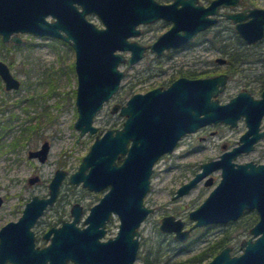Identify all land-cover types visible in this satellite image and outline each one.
Returning <instances> with one entry per match:
<instances>
[{
  "label": "flooded vegetation",
  "instance_id": "flooded-vegetation-1",
  "mask_svg": "<svg viewBox=\"0 0 264 264\" xmlns=\"http://www.w3.org/2000/svg\"><path fill=\"white\" fill-rule=\"evenodd\" d=\"M156 1L159 3H171L173 0ZM211 1L212 0H196L195 3L207 7ZM73 4L77 11L82 10L80 3L74 2ZM254 8L261 10H259V12L250 11V9ZM239 12H243L245 15L237 20L226 15ZM75 14L77 15V13ZM263 15L264 5H256L250 0H237L236 3L228 4L220 3L215 12L208 11L205 13V17L209 19L214 18V20L208 22L204 27L197 29L187 41L176 46L163 48L159 53H157L156 50H152L150 45L161 33L171 27L172 21L157 18L148 23L135 24V28H137L139 32L136 35L128 36L126 39L128 41H136L145 46L142 56L131 63L128 67L127 62H118L116 66L117 69L123 71L122 76L119 79L118 87L108 99L102 102L101 107L92 115L91 125L95 127V130L93 132L86 130L82 134H80V129L75 126L78 117V109L76 105L78 75L75 64L76 55L72 45L58 36L38 35L28 31L12 32L9 35V39L5 41L0 35V42L3 44L0 48L3 47L7 52L10 47H17L19 44L23 43H25L23 46L28 47L32 42L22 37V33H24V35L26 33L29 37L36 36L51 39V42L53 43L50 42V45L54 48L56 53V64L52 63L48 65L44 69L45 72H43L40 77L41 79L39 78L38 83L35 84L29 77L30 68L23 65L22 70L27 73V77L18 78L14 75L11 69L13 67V62H6L0 59V61L6 64L10 74L18 81L17 86L6 87L5 81L0 75V91L2 89L8 91L16 90L21 87L26 89L25 94H20L16 99H11L12 102H8L7 100H4L3 97H0V161L4 160L3 163H0L1 173H3L4 169L8 166L6 161L9 162L11 159L8 154H17V149L19 147H24L32 139L42 136L41 129H49L54 133L55 137L57 136V114L64 110L67 105L66 100H71L73 102L76 111V115L71 124L72 127L77 130V136L74 141L78 142L84 135H87L88 137L93 135L92 141L89 143L87 150L81 155L76 168L69 169L68 167L65 168L64 164V166L59 164L54 168L50 178L46 180H44L42 174L36 170L30 172L21 180L24 190L28 189L27 193H24L23 189H16L9 193H0V207L5 203V200L10 194L14 195L13 198H17L13 211H17L18 214L15 218H9L0 224V261H2L0 264H82L81 259H84L83 257L87 254L89 256L90 253H92L91 247L94 249L100 248V246L105 244L108 240L114 239L117 236L121 222L117 211L110 209L106 213L104 211L103 213L98 214L99 208L96 206L101 198L110 190L111 183H106L98 188H92L87 184H84L83 179H75L73 175L78 172L84 156L88 154L91 145L97 138H100L109 129L123 128L127 115L121 113V107L126 105V101L134 93H144L156 87L165 89L174 80L180 77L202 78L225 74V84L216 96L218 103H226L230 98L237 95L238 92L246 91L253 98L262 99V102L259 105L264 107V19L261 18ZM83 16L97 28L106 27L103 20H101L100 16L95 11L85 12ZM46 19L53 20L54 17L48 15L46 16ZM260 19L261 25H259V29L261 30V34L253 40L247 39L236 28L237 23H246L250 20L260 21ZM157 20L163 21V24H167L168 27L149 43L139 41L138 38L141 34L140 25L150 24ZM256 26L257 25L255 24L248 30L249 36H256ZM59 30L61 33H64L63 29L59 28ZM179 32H183V29H180ZM13 35L18 36L20 41L16 42L11 40L10 38ZM5 42L9 43V45L5 44ZM56 44L63 45L64 49L59 50L58 45ZM257 45L259 49H253ZM195 47H202L203 50H208L209 52L212 51L215 54L212 60H209V63L213 64L212 66L180 65L174 70V72H171L170 74L168 73L167 76L153 80L151 78L161 76L164 74L165 70L160 69L159 71L157 69V71L150 72V67H147L145 68L146 71L148 70L147 74H140L136 77L133 76L127 80L126 83H121L126 76V71L131 68L133 64L141 60L147 52H152L156 58H162L165 54L170 58L169 55L176 51ZM114 52L120 53L125 57H128L131 54V50L129 49H115ZM246 65L252 68H250L251 70H249V72L244 74L243 80H239L241 87L237 89L234 94L230 95L228 99L224 101L221 100L220 96L226 89L228 80L237 73L241 74L243 69L246 68ZM62 76H64V79ZM71 79L75 81V86L70 89L69 83ZM38 84L41 86L40 91L37 89ZM146 84L147 89L145 91H139L136 89L138 86L143 87ZM115 95H117L120 100H124L119 102L113 101ZM51 98L53 100L49 101ZM108 104L109 113L117 114L121 120L116 126L109 125L108 127H98L94 124L95 116ZM256 107L251 108L255 111L257 109ZM240 123L243 124L244 129L238 135L236 141L233 143L222 141L220 143L221 151L216 157L200 160L197 168L191 172V175L182 180L172 190L170 195L171 203L176 202V200L188 194L190 190L198 186L200 183L203 184L204 187L211 186V189H209L207 193L204 192V196L200 195V197L202 196V199L197 205L189 209L184 216L177 213V210L170 209L174 205L165 210L162 209L159 211V221H157L156 232L161 235L160 240L157 241L158 243L156 245H149L146 246L147 248L143 249L145 238H141V226L146 218L159 209V206L146 204L144 200L145 195L150 189L154 168L158 161L164 156L173 153L180 145L183 138L195 131L203 129L206 125L224 124L228 129L233 130L237 128ZM247 129V120L243 113L235 119L233 124L222 120L205 123L198 126L193 131H186L180 134L170 150L163 151L158 155L152 164L148 188L142 198V204L147 208H150V210L140 221L137 227L138 234L134 235V237H137L138 243L135 257L130 264H207L224 248H227L229 256L233 257L241 255L245 250L247 242L255 241V239L262 234L260 231H254L255 226L261 222L263 218L257 205L244 207L236 217L228 218L225 221H212L196 224L197 219L190 216V213L197 209L206 200L210 192L218 185L221 179L222 164H225L220 163L222 159L229 158L230 162H233L234 164L246 162L264 164V161H255L251 159L242 162L236 161V158L239 155L253 151L256 144L264 138V108L258 123V131L263 133L252 142L251 147L238 150L232 154L226 153L230 152L234 146L241 143L240 136L244 134ZM219 133V130L213 132V134ZM130 143L131 140H128L126 146L129 147ZM51 145V137H42L38 145L27 149L26 155L29 162L31 163L32 160H36L39 163L46 162L50 154ZM202 148L203 147L198 151H201ZM262 153L260 157L264 156ZM125 155L126 152H119L118 156L114 158L113 163L116 166H120ZM209 162L211 163L205 170L204 164ZM202 171H205V173L197 178L190 187L185 191L178 192L180 187L188 183ZM83 172L90 178H94L96 175L90 164L86 165ZM215 172L219 173L218 180H215L213 177V173ZM12 182L13 183L10 185L14 186L16 180L12 179ZM42 182L44 185L43 192L33 190L36 185H39ZM75 187H80V190H75ZM100 192L101 195L98 194ZM89 193H95V199L88 201L86 198H88L87 194ZM49 211L52 212L48 214ZM114 217L117 219V227L115 232L112 235H109L108 231ZM162 225L165 227L162 228ZM238 228L240 230L237 232V235L240 231H247L248 234L247 236L240 238L238 246L235 247L231 242L235 239L234 231ZM176 235L184 236V238L177 237ZM165 236H169L171 240L176 242H185L188 245L193 243L197 249L186 256H176V253L171 254L168 248L165 249L161 246L160 242L166 240ZM237 249H239V251Z\"/></svg>",
  "mask_w": 264,
  "mask_h": 264
},
{
  "label": "water",
  "instance_id": "water-1",
  "mask_svg": "<svg viewBox=\"0 0 264 264\" xmlns=\"http://www.w3.org/2000/svg\"><path fill=\"white\" fill-rule=\"evenodd\" d=\"M74 2L80 3L82 10L77 11ZM195 2L196 0H173L171 3H159L156 0H0V35L5 41L12 32L28 31L38 35L58 36L72 45L78 75V117L75 126L82 134L86 130H95L91 125L92 115L117 89L123 73L116 67L118 62L125 61L128 67L142 56L145 46L126 39L139 32L135 24L148 23L157 18L172 21L171 27L150 45L152 50L159 53L163 48L187 41L197 29L214 20L205 17L206 12H215L220 3H236L237 0H212L207 7ZM259 10L261 9H250ZM88 11H95L106 27L97 28L87 21L83 15ZM48 15L54 19L47 20ZM226 15L237 20L245 14L239 12ZM261 18L264 19V15ZM255 24L256 36H249L248 30ZM259 25L261 19L237 23L236 28L247 39L253 40L261 34ZM180 29L183 32H179ZM10 39L20 41L16 35ZM115 49H129L131 54L125 57L115 53ZM0 75L6 87L18 85V81L2 61ZM225 80V74L202 78L180 77L165 89L156 87L144 93H134L128 98L126 105L121 107V113L127 115L123 128L109 129L94 141L78 172L73 176L75 179H83L84 184L92 188L110 182V190L96 205L99 208L98 214L112 209L117 211L121 222L117 236L100 248L91 247L92 253L81 259L82 264H130L133 261L138 243L134 235L138 234L137 227L150 210L142 204V198L148 188L152 164L160 153L172 148L180 134L218 120L233 124L243 113L248 129L240 136L241 143L226 152L232 154L251 147L252 142L263 133L258 131L259 118L264 108L259 105L262 99L240 91L226 103H218L216 96L222 90ZM251 107L257 109L253 111ZM128 140H131L129 147L126 146ZM119 152H126V155L122 164L116 166L113 161ZM210 163L204 164L205 170ZM220 163L225 164H222L218 185L190 216L197 219L196 224L225 221L236 217L244 207L257 205L263 218L254 231L262 234L255 241H248L241 255L229 256L227 248H224L207 264H264V164H234L229 158L222 159ZM88 164L95 171L94 178L83 172ZM204 173L202 171L197 174L180 187L178 192L185 191Z\"/></svg>",
  "mask_w": 264,
  "mask_h": 264
},
{
  "label": "rangeland",
  "instance_id": "rangeland-1",
  "mask_svg": "<svg viewBox=\"0 0 264 264\" xmlns=\"http://www.w3.org/2000/svg\"><path fill=\"white\" fill-rule=\"evenodd\" d=\"M252 3L256 5H264V0H250ZM168 27L167 24H163V21H155L150 24H142L140 25L141 34L138 38L139 41L143 43H149L153 41L156 36L164 31ZM23 34V35H22ZM22 37L24 39L30 40L32 43L26 47L23 44H19L17 47H10L9 51H5L4 48H0V59L8 62H13L12 64V72L18 78L27 77V73L22 70V66L30 68L29 77L30 80L38 83L39 78L42 76L43 72H45V68L55 62L56 53L54 48L50 45L51 39L40 38L36 36H30L28 34L22 33ZM13 43V42H10ZM53 43V42H51ZM5 44L9 45V43ZM58 45L59 50H63L64 46L60 44ZM253 49H259L258 45ZM170 58L167 57V54L162 58H156L152 52H147L145 56L139 60L137 63L133 64L131 68L126 71V76L122 80L121 83H126L133 76L137 75H145V68L150 67L149 71H160L165 70L164 74L161 76H157L153 79H158L167 76V74L174 72V70L180 65H201L203 67H210L213 64L209 63L215 54L212 51H205L202 47L189 48L187 50H179L169 55ZM210 60V61H209ZM257 66V65H252ZM250 66L246 65V68L243 69L242 73L235 74L231 79L228 80L226 89L223 94L220 96L221 100H226L232 94H234L237 89L241 87L239 80H243V76L246 72L251 70ZM151 69V70H150ZM64 79V76H62ZM41 79V78H40ZM72 84V85H71ZM74 84V85H73ZM75 86V81L70 80L69 87L70 89ZM138 86V85H137ZM147 84L143 87L138 86L139 91H145L147 89ZM38 91H40L41 86L38 84ZM24 87L18 88L16 90H4L0 91V97H3L4 100L8 102H12L11 99H16L18 95L25 94ZM10 95V96H9ZM10 101H9V99ZM113 101H123L115 95ZM53 99H49L52 101ZM111 102V101H110ZM67 105L64 110L59 112L57 118L56 128L58 129L57 136H54V133L49 129H41L42 136L38 138H34L28 142V144L24 147H19L17 150V154H8L9 162L7 168L4 169L3 173L0 171V193H9L13 192L16 189H23L24 193L28 192L24 190L23 184L21 180L25 178L24 176L28 175L30 172L38 170L42 174V178L44 180L49 179L54 168L61 164L65 168L69 169L76 168L77 164L80 161L81 155L87 150L89 143L92 141L93 135L88 137L84 135L78 142H75V138L77 136V130L72 127V121L76 115V111L73 106V102L71 100H66ZM109 104L104 106L95 116L94 124L98 127H108L109 125L116 126L120 122V118L117 114H110L108 111ZM244 126L240 123L237 128L231 130L228 129L224 124H209L203 127L198 131L193 132L192 134L187 135L181 141L180 145L174 150L173 153L164 156L161 160L158 161L154 168L153 177L151 179L150 189L145 195V203L151 204L155 206H159V209L151 214L148 218H146L141 226V238L144 239L143 249L147 248L146 246H154L160 240L161 235L157 234L156 227L157 221L159 218V211L166 208L175 209L182 216L186 215L188 210L193 206L197 205V203L204 196V192L207 193L211 186L204 187L203 184H198L195 188L190 190V192L180 199L176 200V202L171 203L170 195L172 190L185 178H188L191 175V172L197 168L198 162L200 160L214 158L221 151L220 143L222 141H227L233 143L238 138V135L243 131ZM215 130H219V134H213ZM47 136L51 137V150L49 157L46 162L39 163L36 160H32L31 163L28 160L26 155L27 149L30 147H34L39 144L42 137ZM201 151H198L201 149ZM263 152V153H262ZM264 154V138L260 140L255 149L249 153L241 154L236 158V161L242 162L246 160H255V161H264V156L260 157V155ZM20 159V160H18ZM4 160H1L0 163H3ZM219 173H213V177L215 180H218ZM12 179L16 180V184L11 186ZM18 183V184H17ZM16 185V186H15ZM67 188V187H64ZM33 190H38L43 192L44 185L43 182L39 185H36ZM75 190H80V187H75ZM101 195V192L98 193ZM95 193L87 194L86 199L91 201L95 199ZM200 195H202L200 197ZM13 194H10L9 197L5 200V203L0 207V224L3 221L8 220L9 218H15L18 214L17 211H13V207L15 206V202L17 198H13ZM181 206V207H179ZM13 212H12V211ZM12 212V213H11ZM52 211H49L50 214ZM47 218V217H46ZM117 227V219L111 221V226L108 231L109 235H112ZM234 230V229H233ZM240 229H235L234 236L235 239L232 244L235 247L238 246V242L240 238L247 236V231L237 232ZM232 231V230H231ZM195 235V234H194ZM193 235V236H194ZM166 240L160 242L161 246L165 249L168 248L171 254L176 253V256H186L196 251V246L192 243L191 245L186 244L185 242H176L171 240L168 236H165ZM147 238V240H146ZM239 251V249H237ZM166 251V250H165Z\"/></svg>",
  "mask_w": 264,
  "mask_h": 264
},
{
  "label": "trees",
  "instance_id": "trees-1",
  "mask_svg": "<svg viewBox=\"0 0 264 264\" xmlns=\"http://www.w3.org/2000/svg\"><path fill=\"white\" fill-rule=\"evenodd\" d=\"M0 46H3V44L0 42Z\"/></svg>",
  "mask_w": 264,
  "mask_h": 264
}]
</instances>
